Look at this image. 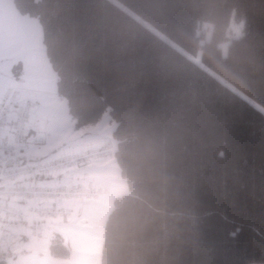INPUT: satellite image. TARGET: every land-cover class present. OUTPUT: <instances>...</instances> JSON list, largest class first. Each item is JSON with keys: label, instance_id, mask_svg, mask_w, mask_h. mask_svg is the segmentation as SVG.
Segmentation results:
<instances>
[{"label": "trees", "instance_id": "obj_1", "mask_svg": "<svg viewBox=\"0 0 264 264\" xmlns=\"http://www.w3.org/2000/svg\"><path fill=\"white\" fill-rule=\"evenodd\" d=\"M11 1L74 129L113 124L100 264H264V0Z\"/></svg>", "mask_w": 264, "mask_h": 264}, {"label": "built area", "instance_id": "obj_2", "mask_svg": "<svg viewBox=\"0 0 264 264\" xmlns=\"http://www.w3.org/2000/svg\"><path fill=\"white\" fill-rule=\"evenodd\" d=\"M36 103L18 88L0 89V243L24 241L36 251L47 239L46 223L70 220L80 204L106 193L102 184L65 181L81 167L114 158L115 142L61 150L46 158L27 159L26 147ZM39 143H43L39 139Z\"/></svg>", "mask_w": 264, "mask_h": 264}, {"label": "crops", "instance_id": "obj_3", "mask_svg": "<svg viewBox=\"0 0 264 264\" xmlns=\"http://www.w3.org/2000/svg\"><path fill=\"white\" fill-rule=\"evenodd\" d=\"M37 22L36 18L21 15L11 0H0V89L18 88L25 98L29 97L25 96L23 91L33 88V83L37 85L34 88L45 90L49 88L47 86L49 82L55 84L56 81L54 71L52 73L50 65L46 64L42 31ZM18 65L20 69H17ZM112 128L113 124L108 118L105 120L103 117L96 125L74 129L73 132L78 133L79 138L88 140L85 143H78L71 149L98 144L110 138ZM39 139L41 138L37 137V133H32L30 128L27 145L22 152L24 157L32 160L31 156L35 159L46 158L64 150L63 147L47 150L43 147L45 143H40L43 144L38 146L41 148L40 151L33 152L37 150L34 147L39 144ZM111 160L114 161L112 173L116 170L119 174L115 159L112 158L81 167L74 171L70 178H64L65 181L77 180L88 186L102 184L106 187V193L95 202L80 204V214L72 219L46 223L47 239L40 243L39 251L24 241H16L10 245L0 243V264H100L106 218L112 208L114 197L126 192L127 189L126 183L110 187L109 183L100 181L97 166ZM97 212L100 213V222L95 216ZM54 235H58L67 246L66 257L53 256L50 253L49 245Z\"/></svg>", "mask_w": 264, "mask_h": 264}, {"label": "rangeland", "instance_id": "obj_4", "mask_svg": "<svg viewBox=\"0 0 264 264\" xmlns=\"http://www.w3.org/2000/svg\"><path fill=\"white\" fill-rule=\"evenodd\" d=\"M36 21L38 20L36 19ZM37 23L40 31H42L39 22ZM47 61L46 64H49V62ZM35 86L37 85L33 83V88H28L30 90H24L23 93L25 96L32 98V100H34L36 103L35 110L32 113L33 117L30 128H32V133H37V137L43 140V143H45L43 147L47 150H51L52 148L57 147H63L64 150H67L71 149L74 146H77L78 143H85L88 139L79 138L78 133L73 132V121L67 111L66 102L64 98L60 97L56 93L55 84L49 82L47 84L49 88H46L45 90L34 88ZM107 118L108 116L105 115L104 119L106 120ZM48 143H50V145L47 146ZM39 145L43 144H36L34 148H36L37 150L33 152L40 151L41 148L38 147ZM33 152L31 151V153ZM31 157L35 159L34 156ZM112 167H114V161L112 160L103 162L102 164H99L97 166L96 171L100 173V181L109 183L111 185L110 187L118 183H123L124 185V180L119 176L116 170L115 173H112ZM99 215L100 213L97 212L95 216L100 222Z\"/></svg>", "mask_w": 264, "mask_h": 264}]
</instances>
